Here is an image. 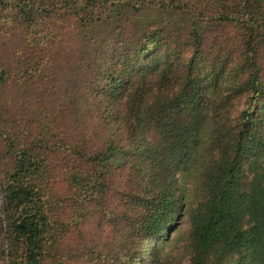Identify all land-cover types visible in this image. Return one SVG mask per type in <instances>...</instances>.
Returning <instances> with one entry per match:
<instances>
[{"label": "trees", "instance_id": "16d2710c", "mask_svg": "<svg viewBox=\"0 0 264 264\" xmlns=\"http://www.w3.org/2000/svg\"><path fill=\"white\" fill-rule=\"evenodd\" d=\"M0 43V264H164L185 204L188 264H264V0H0Z\"/></svg>", "mask_w": 264, "mask_h": 264}, {"label": "rangeland", "instance_id": "374dc122", "mask_svg": "<svg viewBox=\"0 0 264 264\" xmlns=\"http://www.w3.org/2000/svg\"><path fill=\"white\" fill-rule=\"evenodd\" d=\"M13 13L6 18V15L3 16V19L10 23L13 20ZM152 16V15H151ZM19 41L11 40L8 42L6 46V53L3 54L4 58H9V63L15 61V58L10 55L11 50L19 47ZM1 44V43H0ZM37 57H42L40 52H37ZM14 96L13 98H15ZM247 104V103H246ZM244 104V108L246 106ZM188 187L189 183L180 182L178 187ZM187 204L183 205V207L178 212L177 216L173 218L170 223V230L168 232L167 243H162V252L161 259L164 261V264H188L189 262V253H188V241L190 238L191 232V223L189 215L186 211ZM153 244V241H147L146 243V255L145 259L148 258L150 248ZM132 264H137L133 262Z\"/></svg>", "mask_w": 264, "mask_h": 264}]
</instances>
